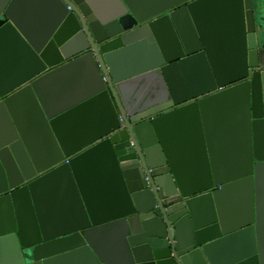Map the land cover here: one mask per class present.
Returning a JSON list of instances; mask_svg holds the SVG:
<instances>
[{
	"label": "water",
	"instance_id": "1",
	"mask_svg": "<svg viewBox=\"0 0 264 264\" xmlns=\"http://www.w3.org/2000/svg\"><path fill=\"white\" fill-rule=\"evenodd\" d=\"M261 41L264 0H0V264H264Z\"/></svg>",
	"mask_w": 264,
	"mask_h": 264
},
{
	"label": "crops",
	"instance_id": "2",
	"mask_svg": "<svg viewBox=\"0 0 264 264\" xmlns=\"http://www.w3.org/2000/svg\"><path fill=\"white\" fill-rule=\"evenodd\" d=\"M130 3L134 4L137 9L144 10L146 12L150 11H165L167 10L171 4L177 3L178 0H129ZM180 6L179 4L174 7L177 8ZM181 135V136H180ZM183 142L182 151L180 152L182 155L192 154L194 147V134L191 130L182 131V133L176 132L175 134H170V140L173 141L176 145H179V141ZM182 165L185 167L189 165L191 162L187 160H183Z\"/></svg>",
	"mask_w": 264,
	"mask_h": 264
},
{
	"label": "flooded vegetation",
	"instance_id": "3",
	"mask_svg": "<svg viewBox=\"0 0 264 264\" xmlns=\"http://www.w3.org/2000/svg\"><path fill=\"white\" fill-rule=\"evenodd\" d=\"M260 63L256 70H264V41H261V46H259Z\"/></svg>",
	"mask_w": 264,
	"mask_h": 264
}]
</instances>
